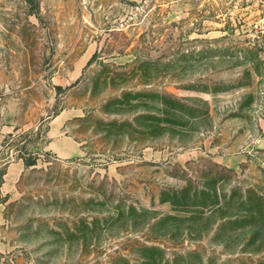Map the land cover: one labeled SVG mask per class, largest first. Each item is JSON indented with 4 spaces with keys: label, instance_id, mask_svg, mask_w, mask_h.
Segmentation results:
<instances>
[{
    "label": "rangeland",
    "instance_id": "rangeland-1",
    "mask_svg": "<svg viewBox=\"0 0 264 264\" xmlns=\"http://www.w3.org/2000/svg\"><path fill=\"white\" fill-rule=\"evenodd\" d=\"M0 264H264V0H0Z\"/></svg>",
    "mask_w": 264,
    "mask_h": 264
}]
</instances>
